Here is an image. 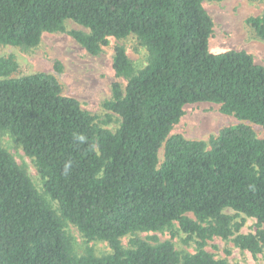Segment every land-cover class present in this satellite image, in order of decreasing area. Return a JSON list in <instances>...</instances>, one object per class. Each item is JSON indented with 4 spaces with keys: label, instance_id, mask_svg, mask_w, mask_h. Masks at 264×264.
I'll use <instances>...</instances> for the list:
<instances>
[{
    "label": "trees",
    "instance_id": "1",
    "mask_svg": "<svg viewBox=\"0 0 264 264\" xmlns=\"http://www.w3.org/2000/svg\"><path fill=\"white\" fill-rule=\"evenodd\" d=\"M204 1L221 0H0L4 46L35 48L72 21L88 30L68 33L91 55L109 38L132 35L147 56L136 70L115 48L113 70L126 85L113 84L103 104L120 118L114 132L64 95L53 74L13 77L16 61L0 57V134L20 145L42 182L36 188L0 147V264H228L204 250L213 237L261 252L264 140L244 124L208 142L171 134L184 107L198 103L264 130V66L245 51L210 52ZM247 22L264 40V14ZM226 210L263 229L239 234ZM174 223L197 239L195 253L136 236ZM68 225L86 241L106 242L110 253L76 254Z\"/></svg>",
    "mask_w": 264,
    "mask_h": 264
},
{
    "label": "rangeland",
    "instance_id": "2",
    "mask_svg": "<svg viewBox=\"0 0 264 264\" xmlns=\"http://www.w3.org/2000/svg\"><path fill=\"white\" fill-rule=\"evenodd\" d=\"M204 10L213 22L212 34L209 38V50L212 53H222L229 50L245 51L251 55L255 63L264 66V40L258 38L254 29L247 20L264 14V0H221L204 1ZM70 31L88 30L72 21L65 22V31L43 34L39 45L35 48L4 46L0 44V57L12 56L18 65L13 77H21L33 73L53 74L62 86L64 95L73 97L80 102L81 108L97 118L105 129L114 132L120 123V118L111 111L106 110L103 104L111 100L112 86L115 83L124 89L126 80L118 77L113 70V57L115 48L121 46L125 49L128 59L136 70L147 64L146 51L134 36L122 40L109 38L108 43L102 46L97 55L89 54L73 37ZM60 63L61 73L54 71V64ZM184 114L174 125L171 134L182 135L186 139L202 140L208 142L210 137L217 136L225 127L244 124L249 126L257 138L264 140V130L246 121H239L231 115L220 112L219 106L210 103L186 105ZM0 147L7 150L15 161L26 169L36 188L41 189L40 176L20 145L7 134H0ZM226 214L234 217L235 224H241L239 234L255 235L260 229L254 219L231 210ZM193 219L191 214L188 215ZM66 232L73 239L75 252L84 255L90 252L94 256L110 253L106 242L86 241L76 227L68 225ZM137 238L152 245L169 241L179 253H195V237L190 238L181 230L177 223L173 227L161 232H139ZM132 236L121 239L125 248L129 247ZM231 237L223 240L213 237L207 240L204 250L213 255L215 259H223L228 264H264V245L261 252L251 254L247 250L236 247Z\"/></svg>",
    "mask_w": 264,
    "mask_h": 264
}]
</instances>
